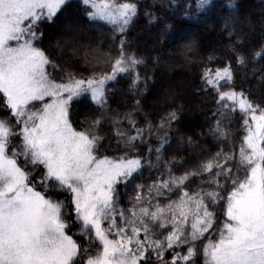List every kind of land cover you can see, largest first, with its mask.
<instances>
[{
	"label": "snow or ice",
	"instance_id": "1",
	"mask_svg": "<svg viewBox=\"0 0 264 264\" xmlns=\"http://www.w3.org/2000/svg\"><path fill=\"white\" fill-rule=\"evenodd\" d=\"M81 3L89 23L105 22L119 35V46L106 57L85 48L81 58L92 70L87 75L66 71L56 79L54 73L63 69L42 47L44 26L55 24L70 0H0V264H199L201 255L203 264H264V103L237 90L230 61L212 67L219 58L208 55L201 61L196 94L212 97L214 123L208 134L229 147L208 154L192 136H180V148L190 150L194 163L184 167L186 158L177 155L165 160L184 103L165 97L166 104L176 106L158 124L146 119L143 127L133 113H125L127 129L109 110L111 82L130 77L129 90L139 97L149 87L151 77L139 71L147 64L129 51L127 39L139 0ZM171 6L179 7L176 0ZM212 7L213 0H196L194 7L189 0L182 18L199 23ZM228 8L232 15L224 18L222 30L229 38L237 36L228 48L237 66L246 68L248 57L237 47L243 41L235 0ZM145 15L149 24L159 19ZM72 51L80 55L79 48ZM195 51L194 41L182 45L186 61ZM262 55L264 45L253 62ZM159 64L154 58V67ZM259 79L264 82V71ZM89 101L97 111L86 115L78 130L73 105L87 107ZM134 108L141 109L140 99ZM106 120L120 155L99 154ZM161 133L153 147L151 137ZM145 143L147 155L140 156L138 146ZM145 168L159 175L151 184L136 183Z\"/></svg>",
	"mask_w": 264,
	"mask_h": 264
},
{
	"label": "trees",
	"instance_id": "2",
	"mask_svg": "<svg viewBox=\"0 0 264 264\" xmlns=\"http://www.w3.org/2000/svg\"><path fill=\"white\" fill-rule=\"evenodd\" d=\"M189 0H176L178 8L171 6V0H139V15L127 33L131 47L130 52H136L139 57H143L147 67L139 68L141 77H151L148 80V89L143 97L134 95L129 90L131 78H120L118 82H111L109 85L110 111L118 113L123 120L125 113L135 115L137 126L143 127L146 119H150L154 124L159 123V119L165 116L175 104H166L165 97L174 95L177 97L176 104L184 103L185 110L180 114V119L171 129L169 142L164 153L165 160L173 155L184 156L186 163L184 167H190L194 163L195 156L190 150H182L179 144L180 136H192L200 145L201 149L208 150V154H214L222 146L227 149L228 144H222L214 140L208 134V129L214 121L211 119L213 102L209 95H198L196 89L201 87L199 74L202 69L201 61H206L208 55L213 54L218 57L217 64L223 65L229 61L236 70V88L249 92L251 98L257 102L264 103V82L259 79L260 71H264V55L253 62L252 57L256 51L264 45V0H235L237 4L236 24L237 34L241 37L242 48L248 57L247 67H240L236 64V57L229 51L228 45L235 43L237 36L229 38L227 31L223 29L224 18L232 15V10L228 4L232 0H213L212 11L201 17V22L182 18L184 8ZM196 0H191L193 7ZM70 7L59 14V18L53 25H45V38L42 47L51 59L58 63L63 71H56L54 76L60 79L66 71L83 73L87 75L92 68L86 67L82 60L83 50L95 51L100 57H106L108 52L116 54L119 46V35L114 33L111 26L105 22L89 23L84 13L81 0H70ZM155 5V7H153ZM146 12L155 13L159 19L149 24ZM170 24L171 28L166 29L165 25ZM116 35L115 41L113 36ZM57 41L62 47H57ZM189 41L195 42L196 51L191 53L192 60L186 61L182 53V45ZM80 49V55L73 54L72 48ZM59 53L61 57L59 58ZM159 57L160 64L154 67V58ZM94 63V62H93ZM109 66L101 64L100 68ZM258 69L253 75V69ZM51 72L52 70L49 69ZM140 90L144 91L143 84ZM140 99L141 109L134 108L135 101ZM190 107V108H189ZM97 109L88 102L85 107L84 102L75 103L72 108V121L79 130L81 120L86 115H94ZM239 127V117L232 125L235 132ZM123 128H128L127 120H123ZM106 137L103 146L99 150L100 155L117 156L122 149L117 145L112 123L106 120L100 133ZM134 134V133H132ZM203 134V135H202ZM153 135L150 143L155 147L158 141L163 138ZM238 140V137H237ZM140 156H146L148 143L138 146ZM238 150V145H237ZM205 158H207L205 156ZM155 163V155L152 156ZM147 163V161H145ZM159 172L145 168L142 177L136 179V183L145 185L151 184L157 178ZM198 181H194L191 187H195ZM123 203L127 205L128 196L124 195V188H120ZM129 194L134 195L132 187L129 186ZM206 242V241H205ZM199 264H203L202 255L199 257Z\"/></svg>",
	"mask_w": 264,
	"mask_h": 264
},
{
	"label": "rangeland",
	"instance_id": "3",
	"mask_svg": "<svg viewBox=\"0 0 264 264\" xmlns=\"http://www.w3.org/2000/svg\"><path fill=\"white\" fill-rule=\"evenodd\" d=\"M61 57L60 53H59V58ZM190 108V107H189ZM73 231H75V229H73Z\"/></svg>",
	"mask_w": 264,
	"mask_h": 264
}]
</instances>
